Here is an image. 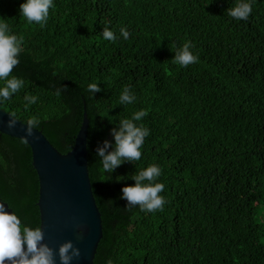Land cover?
<instances>
[{"label": "trees", "instance_id": "16d2710c", "mask_svg": "<svg viewBox=\"0 0 264 264\" xmlns=\"http://www.w3.org/2000/svg\"><path fill=\"white\" fill-rule=\"evenodd\" d=\"M21 2L0 0V20L23 37L11 75L24 81L0 110L35 119L62 154L87 113L103 228L94 264H264V0H251L246 20L227 14L236 0H53L43 24ZM185 41L198 59L181 67L172 57ZM126 86L131 104L119 102ZM25 93L37 97L27 109ZM140 109V159L102 173L97 147L110 151L111 130ZM149 164L161 169L162 209L126 208L122 186ZM38 190L28 144L0 134V198L31 227Z\"/></svg>", "mask_w": 264, "mask_h": 264}, {"label": "clouds", "instance_id": "9594fccd", "mask_svg": "<svg viewBox=\"0 0 264 264\" xmlns=\"http://www.w3.org/2000/svg\"><path fill=\"white\" fill-rule=\"evenodd\" d=\"M53 6V0H22L19 4V13L28 22L43 24L49 15V8ZM227 14L237 20H246L251 12V0H236L231 8L226 9ZM119 34L124 39L128 38V31L124 27L119 29ZM104 39L112 41L116 39L113 31L104 27L101 31ZM23 37L13 33L9 25L0 20V104L9 100L23 86L24 81L15 75H11L12 69L18 64V55L22 50ZM189 41H185L173 53V61L181 67L196 62V55L190 50ZM87 90L90 93L100 91L97 83H89ZM57 89V94H59ZM135 96L129 92L126 86L120 93L121 104H131ZM23 100L24 108L34 104L37 100L35 95L25 93ZM146 115L144 109L132 113L131 118H123L118 122V127L113 128L112 149L109 151V142L104 141L97 147L96 155L100 158L99 164L102 173L112 172L125 161H137L141 157L140 147L144 138L149 134V129L142 124L135 123ZM6 122L8 128L15 127V113H9ZM37 121L29 118L25 124L26 135L31 136ZM161 169L156 164L136 171L130 178L134 181L131 185L122 186L121 199L126 201L125 207L139 206L142 211L153 212L162 209L165 203L164 197L159 195L164 185L156 178ZM156 181V182H154ZM10 208V206H8ZM43 231L40 226L31 227L22 223L15 211H7L5 204L0 202V264H55L53 250L43 243ZM71 249V251H69ZM61 264H68L73 257L80 255L79 249L72 246L71 241L61 244L57 250ZM106 264H112L111 260Z\"/></svg>", "mask_w": 264, "mask_h": 264}, {"label": "water", "instance_id": "95a60500", "mask_svg": "<svg viewBox=\"0 0 264 264\" xmlns=\"http://www.w3.org/2000/svg\"><path fill=\"white\" fill-rule=\"evenodd\" d=\"M9 118L8 113L0 110V134L24 141L31 150L32 168L39 182L37 207L42 242L53 250L55 264H61L57 250L66 241H71L80 253L68 264H94L103 228L89 178L87 113H83L74 145L66 154L59 152L36 128L31 136L26 135V124L18 119L15 127L8 128ZM0 202L12 211L1 198Z\"/></svg>", "mask_w": 264, "mask_h": 264}]
</instances>
